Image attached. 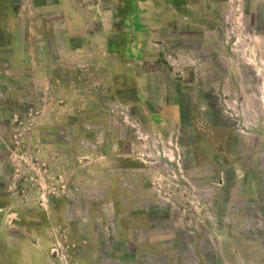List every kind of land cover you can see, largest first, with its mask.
<instances>
[{
    "label": "rangeland",
    "instance_id": "obj_1",
    "mask_svg": "<svg viewBox=\"0 0 264 264\" xmlns=\"http://www.w3.org/2000/svg\"><path fill=\"white\" fill-rule=\"evenodd\" d=\"M141 1L57 2L75 12L74 28L97 35L101 29L99 41L83 46L98 56L95 72L71 55L62 61L61 39L45 37L47 18L34 24L42 34L30 35L29 0H11L25 12L18 22L23 37L0 48L1 264H264V0L214 2L218 13L204 36L229 41L226 49L182 46L203 52L198 61L209 60V71L221 75L213 77L215 87L218 81L224 89L212 102L199 95L208 103L199 120L204 132L183 129L186 145L202 139L200 155L203 140L215 139L214 157L196 160L181 155L177 132L160 137L145 127L137 108L126 106L136 97L111 98V44L122 42L125 30L132 37L159 24V14L146 15ZM151 43L146 48L157 59L146 63L150 73L164 67L160 49L178 48ZM122 44L136 50L133 40ZM73 46L79 49L77 41ZM163 76L149 80L159 93ZM111 123L121 142L110 137ZM195 163L199 170L190 175ZM127 171L129 177L117 175ZM97 199L106 204L92 205ZM115 210L124 211L116 218L122 222L109 217Z\"/></svg>",
    "mask_w": 264,
    "mask_h": 264
},
{
    "label": "crops",
    "instance_id": "obj_2",
    "mask_svg": "<svg viewBox=\"0 0 264 264\" xmlns=\"http://www.w3.org/2000/svg\"><path fill=\"white\" fill-rule=\"evenodd\" d=\"M58 1L59 0H40L38 3V0H29L26 7H28L29 13L33 16V19L31 18L30 21V35H32L34 30H36V35H41L43 30H37L38 27H35V25H37L35 24V21L39 16L47 18L48 22L45 27L48 28L46 29L48 32L45 37L47 40L61 39V46L63 49L61 53L63 56L67 55L62 61L64 62L65 58L69 59V55H71L74 59V63L90 62L92 70L96 72L99 68L97 60L98 56L93 55L94 53L89 51V47H86V50L83 46H89V44L92 43L91 41H94L92 38L97 36L98 38L96 41H99L101 38L100 36H102L101 29L98 30L97 35L96 32H91L90 34L89 32L87 33L85 30H82L84 25L79 26L78 24L77 27L74 28L73 25H71V14L73 15L75 12L73 9L70 11V7L65 8L64 6H61V3L57 5ZM141 2L148 5L146 7V15L159 14V24L154 27L146 26L143 27V29L140 28V32H137L136 34L131 33L132 37H129L130 34L125 30V33H122V42L116 40L111 44L109 51L111 52V55L109 56L111 57L110 59L116 61L115 73H112V70L110 72V78L113 80L112 84L114 82V84H116L114 89L112 87L110 88L112 95L111 98L118 100L121 96H125L126 98L128 96L136 97L138 100L137 102L128 103L126 106L137 108V111H139L138 116L144 121L145 127L152 131V134L165 137L169 132H177L178 137L175 136V138L176 141L178 140L180 147L179 151H181V155L184 158L188 157L191 160H196L197 158H213L215 154L213 151V143L215 142V139L211 138L210 140H207V142L206 140H203L206 144V149L204 151L206 154L203 155V153L200 155L199 153H201L202 150L198 148L202 139L200 141L196 139L195 141H192L189 146L186 145L184 143L185 140H183V134L185 132L183 129L188 125H193L197 129L202 127L199 120L203 117L202 112H206L208 103L207 101L206 103H200L199 101L201 100V97H199V95L204 93L205 97L212 102L214 99L212 98L213 95L220 96L223 94L224 89L218 86V81L217 86L215 87L216 82L213 79V77H216L215 75H217L219 80L221 75L218 72H215L214 69L209 71L208 59H206L205 65L203 62L198 61V58L203 52H200L199 50L193 51L186 48L184 49L182 46L185 47L186 44L184 43L192 42L203 47H212L216 45L226 49L229 46V41L226 44H223L218 40L211 39V37L207 36L208 34L205 35L206 37L204 36L205 32H209V29L214 25L213 20L218 13V10L214 7V2H216V0H196L195 3L193 0H154L153 2L156 3H153L151 0H143ZM11 3V0H0V33H2L5 38V42L0 43V48L8 46V42L11 44V39H21L23 37L21 36L22 34H20L21 30H19L18 22L19 24L21 23L20 21H22L23 13L25 11H22V6L16 10L14 8L15 6ZM54 14L60 15L59 21H52L51 17ZM141 23L147 25L145 22ZM128 31L130 32L131 29ZM24 38H26V35ZM131 40H133V45L135 44L134 46L136 47V50L130 49L128 53V50L127 52L125 51V45L122 43L127 44V42ZM151 40H155L157 43L156 46L160 48L170 44L173 45L174 48H178L167 51L165 49H160L159 55L164 59V67H162L163 69H154L150 73L146 72L145 65L150 60H154L155 57V55L151 54V51L146 48L148 44H152ZM76 41L79 46V49L77 50H75L73 46V43ZM33 45H38V40L30 46ZM92 45L93 44L90 46ZM93 48L94 47H92V49ZM127 49L129 48L127 47ZM84 51H86V53ZM222 51V53H227L226 50ZM90 52L92 54L91 56ZM134 52H139L138 59L135 57ZM225 54L223 57H226ZM228 54L229 52L227 55ZM156 59L157 58H155L154 61H156ZM170 59H172L173 62L170 61ZM33 60H35V63L42 62L40 61L41 58H39V56H34ZM181 60L185 62V64H180ZM46 61H49L48 57L46 58ZM172 73L174 74V79L171 76ZM158 74L164 75L161 93L156 91V86L154 85L153 87V83L149 81L151 77ZM80 80L81 77L78 76L77 81L80 82ZM240 85H242V83ZM241 90L245 92V87L243 85L241 86ZM238 91L239 90H237V93L239 95ZM155 93H157L158 96H156ZM241 94L242 93H240V95ZM189 103L192 104L193 107L191 109L189 108L188 110H190V112L189 114H186L185 112ZM109 127L112 128L110 130V137H112V139L117 138L118 133L117 130L114 129L116 123L109 124ZM198 130L202 132L203 129L199 128ZM196 135H198V133ZM116 141L121 142L118 138ZM209 147L211 149L210 151H208ZM223 148L225 149V147H222V149ZM211 167H213V165H211ZM196 170H199V165L197 163H195V165L187 172L192 175L196 173ZM129 174L130 173L127 171L125 173L119 172L117 175L122 178L124 175L129 177ZM136 175L137 177H143V172H138ZM142 187L144 189L143 182ZM133 199L135 198L131 197L130 202ZM95 203L106 204L105 200L98 202V199L92 205ZM121 212L124 211L120 210L119 212L118 210H115V213L113 212L109 217L112 218V220L119 222L121 221L119 219L123 218V216H119V213ZM96 214L97 213L93 209L92 217L96 216ZM117 216H119V219H116ZM30 247L31 251L37 257L38 255L41 257L42 251L37 249L34 245H31ZM7 262L10 264V261ZM45 263L48 264V261ZM3 264H5V262Z\"/></svg>",
    "mask_w": 264,
    "mask_h": 264
}]
</instances>
